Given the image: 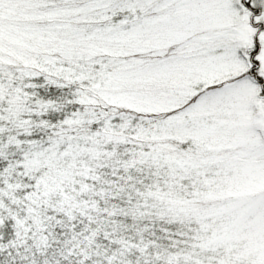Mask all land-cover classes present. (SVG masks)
I'll return each mask as SVG.
<instances>
[{"label":"snow or ice","instance_id":"6c2138e0","mask_svg":"<svg viewBox=\"0 0 264 264\" xmlns=\"http://www.w3.org/2000/svg\"><path fill=\"white\" fill-rule=\"evenodd\" d=\"M0 264H264V0H0Z\"/></svg>","mask_w":264,"mask_h":264}]
</instances>
